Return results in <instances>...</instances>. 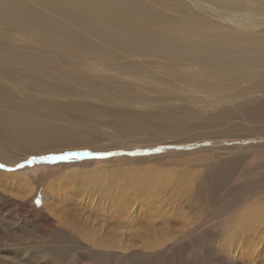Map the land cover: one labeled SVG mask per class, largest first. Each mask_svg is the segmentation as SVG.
I'll use <instances>...</instances> for the list:
<instances>
[{"label": "bare ground", "instance_id": "obj_1", "mask_svg": "<svg viewBox=\"0 0 264 264\" xmlns=\"http://www.w3.org/2000/svg\"><path fill=\"white\" fill-rule=\"evenodd\" d=\"M246 10L254 13L244 15ZM25 43L28 54H22L20 47ZM32 43H41V47ZM29 54H33V59ZM143 58L147 61L143 62ZM154 82L158 94H145L141 85ZM30 85L40 87V92L26 94L24 87ZM245 94L249 95L233 103ZM163 95L184 100L188 106L148 103ZM0 97V135L5 138L2 143L22 151L18 159L0 151V213L21 221L15 214L20 212L15 210L24 206L20 199L37 194L33 190L38 183L17 170L18 162L29 155L63 157L79 149L102 156L104 151L92 142L97 133H89L93 126L100 127L103 117L111 118L110 126L116 122L122 129L156 126L167 134L180 132L187 117L205 111L248 122L264 121V0H0ZM15 97L20 101L36 99V106L45 109L26 107L37 114L29 115L17 106L20 114H16L17 110L9 113L18 103ZM116 100L124 104L145 102L128 108ZM75 120L79 125L64 127ZM196 143H191V148L199 147ZM121 146L131 150L124 142ZM166 146L158 149L170 151L174 147ZM30 147L32 150L27 149ZM178 147L180 144L174 148ZM87 160L95 166L92 172L82 173V188L97 187V196L103 192L105 209L114 206L116 189L111 188V176L115 177V169L104 159L101 161L105 164L98 159ZM246 161L242 156L231 157L223 164L214 161L208 175L216 182H228L236 178L238 168L245 170ZM56 164H47L44 169ZM263 167L256 166L253 173ZM167 171L149 168L131 176L133 182L122 178L121 184L124 190L132 185L127 183H135L136 188L153 191L166 179ZM44 190L40 192L46 208ZM108 193L111 198L106 199ZM92 194L91 198L95 195ZM256 203L258 206L253 205L243 216V223L244 213L239 214L241 229L248 227L252 231L254 223H264V203ZM44 217L45 227L32 222L28 228L23 223V231L0 220V264H108L111 250L103 248L114 246L112 237L116 234L107 235L102 223L99 228L88 229L85 219L71 222L69 214L59 213L55 227L49 229L52 232L48 241V217ZM125 218L129 220L131 215ZM76 248L80 257L73 253Z\"/></svg>", "mask_w": 264, "mask_h": 264}, {"label": "rangeland", "instance_id": "obj_2", "mask_svg": "<svg viewBox=\"0 0 264 264\" xmlns=\"http://www.w3.org/2000/svg\"><path fill=\"white\" fill-rule=\"evenodd\" d=\"M253 13V11H243L244 15H252ZM27 46L26 43L20 45L24 51L22 54H28L25 52ZM32 46L41 47V43H32ZM29 55L33 59V54ZM145 61H147V58H143V62ZM24 88L26 94L37 93L41 90L40 87L34 85ZM141 88L145 94H158L155 82L153 85L150 84L146 87L141 85ZM248 95L245 94L232 101L236 103ZM174 98L177 97L163 95L158 100L148 103L161 102L168 104L172 102L175 106H188L186 101ZM18 99V97H15L18 103L8 111L9 113L12 110L15 113L17 110L16 114H20L21 111L20 109L18 111L17 106L23 109L22 113L29 115L37 114L26 107H33L35 110L45 109V106H36L39 105L36 99L34 101L30 99L20 101ZM195 99L202 100L201 98ZM0 100H3V97H0ZM116 101L119 104H124L119 100ZM143 102L145 101L134 102V104L140 105ZM134 104L124 105L133 108ZM201 106V104H197V107ZM110 120L111 118L108 117L101 118L100 123H98L100 127L98 125L93 126V130L89 134L97 133V139H93L92 142L98 144L101 147L99 151H104L102 156L107 157L104 160L108 163L98 159L99 163H107L110 168L115 169V177L111 176V181L114 184L111 188L116 189V199L113 200L115 202L114 206L105 209L101 201L103 192L97 196V193H99L97 187L88 185L89 190L88 186L84 185L87 190H82L84 189L82 188L83 184L80 183L83 181L81 180L82 173L92 172L91 169L95 166L92 164L93 162L91 163L92 160H68L69 162L59 160L57 164L55 163L56 165L49 166L46 170L44 167L47 164L44 163L28 166L29 160H43L46 157L29 155L18 162L17 170L27 173L30 180L38 183L37 189L33 190L37 191V194H32L27 200L20 199L25 207L22 206L20 210H15V212H20L15 214H19L21 221L10 219L4 213H0V220L23 231L25 228L23 223L27 227L31 226L32 222L39 228L45 227L46 219L44 215L46 214L48 217V241L51 238L50 233L52 231L50 230L55 227L59 213L69 214L71 222L85 219L84 226L86 225L88 229L99 228L102 223L105 226L102 229L107 235L116 234V237H112L114 246L103 248L111 250L108 264H264V229H262L264 223H254L252 226L254 233L248 227L241 229L245 219L243 216L248 215L247 213L253 205L258 206L256 202L264 203V186L262 188L264 184V167L259 169V173H253L255 171L253 168L256 166H264V149L261 151L264 148V130H261L264 128V121L248 122L235 117H221L216 111H205L201 115L187 117L180 126L182 128L180 132L167 134L156 126L149 129H142L137 126L122 129L118 126L119 122L110 126ZM74 125H79L77 120L73 121L71 125L66 123L64 127L68 129L73 128ZM235 128L238 130H235ZM3 139L5 138L0 135V151H7L14 159H18L22 155V151L17 147L4 145L2 143ZM236 139L240 140L236 141ZM177 141L180 142L179 149L174 148L179 146L178 143H175ZM122 142L130 145L131 150H124L121 146ZM194 142H199L200 144L196 143L199 147L191 148L190 144ZM203 142L204 144H202ZM163 145L174 147L170 151L158 149ZM230 145L231 148L228 147ZM225 147H228V150L224 149ZM27 149L32 150L31 147ZM76 152L93 153V151L84 149L75 150L71 153ZM133 152H147L150 154L145 156L112 155V153ZM226 153L230 156L225 155ZM256 153H258V156H256ZM157 154L160 155L152 157V155ZM234 156H242L247 159L245 172H242V168H238L236 178L224 183L216 182L212 177H209L208 170L211 166L218 161L220 164H223L224 161L227 163ZM84 160L85 162H83ZM21 165H24V167L21 168ZM42 168L43 170H41ZM149 168L168 170L167 177L161 182L159 188L150 191L144 190V188H136L135 183H127L132 184L131 187L123 189L122 178L130 181L131 176L140 174L143 170ZM71 170L73 171L71 172ZM239 174L242 176L237 177ZM37 175H39L38 178ZM93 179L94 177L91 180ZM44 189L47 193V198H45L46 208L42 206L40 192L45 191ZM84 191H87V193ZM90 191L96 196L94 195V197L92 194L93 198H91ZM214 192L215 194H213ZM87 195L89 196L87 197ZM107 196L106 199L111 198L109 193ZM13 198L17 200L16 197ZM87 198H91V200H87ZM28 211L31 213H26ZM113 211L114 213H112ZM103 213L112 214L105 216ZM119 213H125L126 216L131 215V218L128 220L125 215L122 216ZM239 214H243L240 225L238 223L241 219ZM234 219L237 221H234ZM245 224L250 225V222L245 221ZM120 232H122V235H118ZM25 234H29V232ZM74 239L77 241V237ZM120 243L122 246L118 247ZM73 253L80 257L77 248ZM235 255L238 257L236 258Z\"/></svg>", "mask_w": 264, "mask_h": 264}, {"label": "snow or ice", "instance_id": "obj_3", "mask_svg": "<svg viewBox=\"0 0 264 264\" xmlns=\"http://www.w3.org/2000/svg\"><path fill=\"white\" fill-rule=\"evenodd\" d=\"M150 153L147 152H133V153H112L113 156H120V155H131V156H145L149 155ZM105 156H92L89 153H72L63 157H49L43 160H29L28 166H32L34 164H52L56 163L59 160H80V159H106ZM21 168L24 167V165L20 166ZM5 171H15V169H4Z\"/></svg>", "mask_w": 264, "mask_h": 264}]
</instances>
